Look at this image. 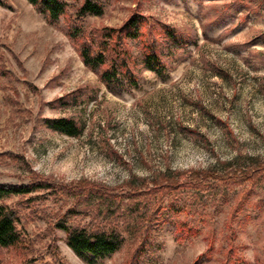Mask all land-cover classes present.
<instances>
[{
  "label": "rangeland",
  "instance_id": "obj_1",
  "mask_svg": "<svg viewBox=\"0 0 264 264\" xmlns=\"http://www.w3.org/2000/svg\"><path fill=\"white\" fill-rule=\"evenodd\" d=\"M104 4L73 38L70 16L55 25L28 0H0V184L51 186L1 201L22 238L0 264H264V0ZM136 13L143 34L123 44L140 86L110 87L81 45ZM167 29L182 46L169 49ZM152 41L164 78L136 64ZM63 117L82 132L47 127ZM63 216L124 242L91 262Z\"/></svg>",
  "mask_w": 264,
  "mask_h": 264
},
{
  "label": "trees",
  "instance_id": "obj_2",
  "mask_svg": "<svg viewBox=\"0 0 264 264\" xmlns=\"http://www.w3.org/2000/svg\"><path fill=\"white\" fill-rule=\"evenodd\" d=\"M35 9L50 23L58 25L62 18H67L70 23V35L73 38L83 37V22L88 16H103L105 13L104 0H28ZM146 18L139 13L132 15L120 28H104L99 40L88 38L81 45V57L84 64L99 72L101 79L110 87L120 89H137L140 86L139 77L130 66L128 50L124 41H137L143 34ZM171 41L169 49L182 46L172 29L166 30ZM115 39V45L111 41ZM97 43V44H96ZM97 45V46H96ZM113 52L116 54H113ZM136 64H141L144 69L154 72L159 77L168 75V67L163 54L156 49L152 41L136 57ZM104 67V68H103ZM46 125L53 131H58L70 136H78L82 132L80 126L72 118H57L46 120ZM225 176L221 178L224 179ZM51 187L47 181L32 179L29 184L1 185L0 184V248H9L21 242V233L18 230V215L14 209L1 201L9 196H27L41 189ZM141 192L142 194L148 193ZM137 193V192H134ZM66 216L61 217L56 223L58 228L67 233V243L78 255H91V262H101L106 257L115 254L122 246L124 237L121 231L110 228H85L69 226ZM137 250V255L145 254L146 245ZM136 255V257H137ZM135 257V258H136Z\"/></svg>",
  "mask_w": 264,
  "mask_h": 264
}]
</instances>
